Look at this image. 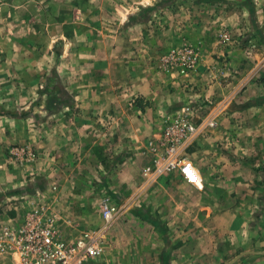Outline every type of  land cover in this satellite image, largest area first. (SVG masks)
<instances>
[{"label": "rangeland", "instance_id": "1", "mask_svg": "<svg viewBox=\"0 0 264 264\" xmlns=\"http://www.w3.org/2000/svg\"><path fill=\"white\" fill-rule=\"evenodd\" d=\"M188 45L200 52L193 71L162 64L169 50ZM203 56L212 73L197 74L198 82L214 86L210 97L200 98L196 115L210 114L216 124L186 149L201 177L189 204L173 200L184 189L172 171L156 191L161 203L122 205L119 194L96 185L98 200L92 196L83 213L88 223L98 219L100 196L108 190L119 208H162L163 215H120L128 234L138 220L162 227L166 239L188 226L209 232L203 245L195 243L193 256L189 249L193 264H264V0H0V222L49 208L72 218L69 233L85 230L75 225L85 218L70 197L81 188L60 181L69 152L64 142L54 150L57 134L64 141L78 133L81 92L120 97L127 109L125 97L145 83L156 89L163 123L195 106L191 77ZM154 96H147L152 105ZM144 155L143 163H152ZM186 206L192 216L182 212ZM179 244L166 249L168 257ZM117 249L119 260L138 256L136 249ZM177 254L184 259V251ZM100 257L93 264H104Z\"/></svg>", "mask_w": 264, "mask_h": 264}, {"label": "crops", "instance_id": "2", "mask_svg": "<svg viewBox=\"0 0 264 264\" xmlns=\"http://www.w3.org/2000/svg\"><path fill=\"white\" fill-rule=\"evenodd\" d=\"M206 61L210 62L206 60V56H203L198 67L199 73L196 72L193 73L195 75L190 76L192 80L190 96L195 106L199 105L201 97L207 98L213 94V83H208V88L206 89L203 88L204 86H200L201 83L198 82L201 79H205L206 75L211 76L212 70L208 65L206 67ZM197 74H201L203 77L199 79L196 76ZM242 74L243 71L240 72V77L238 76L236 80L241 81L243 78ZM151 89L145 83L135 84L132 87V94H135L134 97H132L133 95L125 97V99L129 98L131 100L130 108L127 109L121 108L122 99L120 97H101L95 92L83 94L82 91L80 99H78L81 100V107L76 115L79 121L76 127H80L77 129L78 133L73 132L65 139L66 141H63L62 137L56 133L55 138L59 139V145L56 143L54 150L61 151L64 142V148L66 152H69L66 162L61 163L59 167V171H61L60 181L65 183V185L76 184L75 186L81 188L80 194H72L70 197L79 201L82 213L87 211L86 203L94 199L92 196L98 200L99 196L97 191H95L96 185H105L111 192L119 194V199L123 198L122 205H125L127 201L161 203L163 197L156 191L163 187L167 176L154 175L153 164L143 163L145 160L144 153H148L147 140L150 139V136L155 138L162 128V111L158 107L159 101L155 95L156 89L154 91H151ZM148 95H155V103L153 105L151 101H147ZM219 102L223 103V100ZM224 105L225 103H223L222 107ZM54 142L56 141L54 140ZM49 149L51 151V147ZM95 151H97V154ZM178 178L179 184L184 190L180 196L174 197L173 200L176 199L189 204L188 201L191 199V197L188 198L191 195L190 191H193L199 185L187 183L180 173H178ZM65 189L63 190L67 193ZM104 192L109 193L108 190H104L102 194ZM130 208L128 204L123 209L121 207V217L124 215H133L135 217L152 216L153 214L163 215L162 208L157 207V205L150 209H134V212ZM177 208L173 207L172 215L175 214ZM190 210L192 209L186 206L182 209V212H185L186 216H192ZM85 214L80 217L82 219L83 217L85 218ZM178 214L180 213L176 215ZM93 215L91 216L93 217ZM71 219L69 216L62 218L61 225L62 223L64 224L62 225L63 227H67L65 224L71 225ZM90 220L91 222L88 223L85 218V221L75 225L91 229L95 228L100 222L99 216L96 220ZM138 221L136 231L131 232V234H128L130 226L127 223H123L119 218L111 225L105 234L102 251L99 255L101 260H104V264H193V258L189 257V249L191 250L190 255L193 256L195 243L203 245L202 242L209 239L207 238L208 231L195 230V228H189L188 226L184 229L180 228V230L174 229L170 233V239H166L164 232H162V227L157 226L155 223L146 222V220ZM131 228H135V226ZM122 231H124L123 234H121ZM126 238L127 240H125ZM177 243H181L178 245V250L173 251L171 258L170 256L168 257L166 249L168 247L170 249ZM118 247L124 251H130L129 248L136 249L138 256L130 258L128 261L119 260L117 257L120 251L117 249ZM182 251L185 252L184 259L183 257L180 259L178 257L180 255L177 254V252ZM174 254L175 256H173ZM165 256H167V261Z\"/></svg>", "mask_w": 264, "mask_h": 264}, {"label": "built area", "instance_id": "3", "mask_svg": "<svg viewBox=\"0 0 264 264\" xmlns=\"http://www.w3.org/2000/svg\"><path fill=\"white\" fill-rule=\"evenodd\" d=\"M222 37L227 38V34ZM199 58V50L188 45L169 50L161 62L165 66L180 65L191 72ZM197 109V106H186L178 114L167 115L159 134L148 141L147 154L154 175L175 171L187 183L199 184L200 174L188 161L186 149L203 128L214 127L216 119L210 114L198 119ZM120 215L114 198L104 192L99 201V224L73 234L67 230L72 225L63 227L61 216L53 210L30 209L17 219L0 222V264H93L102 251L106 232Z\"/></svg>", "mask_w": 264, "mask_h": 264}, {"label": "water", "instance_id": "4", "mask_svg": "<svg viewBox=\"0 0 264 264\" xmlns=\"http://www.w3.org/2000/svg\"><path fill=\"white\" fill-rule=\"evenodd\" d=\"M238 257H240V255L236 256V257L234 258V260H236ZM234 260H233V261H234Z\"/></svg>", "mask_w": 264, "mask_h": 264}]
</instances>
